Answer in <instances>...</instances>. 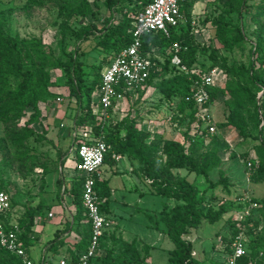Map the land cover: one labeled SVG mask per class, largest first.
<instances>
[{"label": "trees", "instance_id": "obj_1", "mask_svg": "<svg viewBox=\"0 0 264 264\" xmlns=\"http://www.w3.org/2000/svg\"><path fill=\"white\" fill-rule=\"evenodd\" d=\"M152 1L105 0L104 6L111 16L104 20L106 24L104 28L98 30L94 23H89L77 31H72L69 28L73 18L81 17L82 20H87L89 16L96 17L90 3L66 1L60 4L58 21L55 26L56 32L61 36L58 40V48L66 58V62L59 60L55 64L49 60L46 45L42 38H23L0 28V120L7 127H13L15 123L26 119L24 122V139L34 137L38 142L44 141L45 136L38 133L35 126L45 127L44 123L48 116L44 113L43 106L57 98L52 92V88L57 84L53 73L58 69L63 70L67 79L66 86L69 89L70 98L75 99L78 106L79 114L75 120L77 130L85 131L87 128H91L95 135H103L104 141L110 148L105 163L111 159L114 153L129 157L138 163L139 175L150 185L153 195L175 202L171 208L166 203L159 215L148 216L150 227L164 232L174 245L169 253L167 264H203L193 255V242L186 236L192 230L198 229L204 222L217 223L232 211V204H222L216 208L212 204L214 193L211 192L219 186L228 189L230 184L223 170L219 172L220 179L218 181H211L209 172L221 163V159L217 152H202L203 140L194 141L188 133L193 123H197L199 127L203 128L205 112L211 113L214 106L228 98L229 91L233 94L234 92L229 84L225 87L215 84L210 90L209 101L204 105L199 106L195 102H188L187 98L194 92V80L200 79L215 67L222 68L228 76L236 75L245 80V85L253 88L256 93L263 92V99H261L260 104L256 100V95H253L252 100L255 106L256 128L259 133L256 138L261 139L260 151L264 156L262 137L264 133V80L255 72V63L264 59V50L259 49L257 43L253 44L250 52L254 61H251L249 66L229 67L227 59L222 61L215 48L209 52L210 46L203 44L194 32L192 11L197 0H187L182 6V14L188 27L185 32L180 31L181 26L178 30L173 31L169 38L162 33L149 34L143 38V53L150 56L154 66L147 85L151 86L155 80L159 79L161 82L158 89L164 98L168 101L175 98L179 99L178 112L173 121L174 124L178 125V128L185 129L188 137V142L183 143L172 139L165 140L162 153L166 162L163 166H159L150 156L152 148L149 145V132L139 130L136 122H130L128 118L119 123H112V121L102 120L98 113L100 108L98 94L104 68L111 63L115 54L131 45L136 22L146 6ZM246 4V0H236L235 4L233 2L226 4L222 8L221 14L210 20L216 37L229 52H234L236 48H242L246 44L247 38L242 26L233 24L227 20V16L239 11L238 9ZM262 10L264 11V8ZM208 21L207 19L204 23ZM68 32H71L76 39L82 42L88 41L96 33L100 34L99 46L103 56L97 66H91L89 72L85 71L83 63L78 60L77 51L75 53L67 52L66 38ZM259 40L260 42L264 40L263 35L259 36ZM174 44L180 45L181 49L178 52L172 49ZM168 49L171 51V55L165 62L166 64L163 65L156 58V53L164 54ZM175 55L181 58L182 65L188 70L187 74L181 67L170 63ZM157 67H161V71L158 72ZM167 75L170 77L167 78ZM95 95L98 98L97 103L93 101ZM112 112L113 110L110 111V113ZM185 121H188L186 126H184ZM262 124L263 126L260 128ZM220 127H227V125H220ZM239 131L244 140L250 138L246 128L240 126ZM206 132L208 130L204 129L201 133L204 135ZM80 143L81 140H79ZM182 171H186L188 175L195 174L204 177L208 187L201 190L190 182L187 176L181 175ZM94 178L99 207L101 212L105 213L109 208L111 190L108 181H100L97 174ZM83 181L84 179H81L77 182L71 191L74 203L81 209L80 212L84 209ZM0 190L8 193L2 186H0ZM253 201L256 202V200ZM12 207H14L13 198ZM251 220L252 214L248 216V222ZM246 221L231 222L234 230L229 241L228 256L231 254L232 241L236 236L243 234L241 227L247 224ZM30 227L31 215L28 213V217H24L20 222V229L23 231L21 241L25 248L29 244L27 238ZM89 237L91 238V233ZM117 242L115 232H106L101 241L100 252L90 264H155L149 261L151 246L144 248L145 254L143 255L136 248L134 241L130 244V253L115 255ZM108 243H112V246H108ZM246 247L247 255L242 257L238 264H264V256L262 260H258L261 251L264 249H257L254 244L251 245L252 252H249L247 240ZM0 264L24 263L18 256L0 245ZM216 264H227V262L223 261Z\"/></svg>", "mask_w": 264, "mask_h": 264}, {"label": "rangeland", "instance_id": "obj_2", "mask_svg": "<svg viewBox=\"0 0 264 264\" xmlns=\"http://www.w3.org/2000/svg\"><path fill=\"white\" fill-rule=\"evenodd\" d=\"M66 1L88 2L96 13V17L89 16L87 20H82L81 17L73 18L69 26L72 31H77L89 23H94L98 30H101L106 25L104 20L111 16L104 6L105 0H34L33 2L31 0H0V28L23 38H42L46 45L49 60L54 64L59 60L66 62V58L58 48V40L61 36L56 32L55 26L58 21L59 5ZM246 1L247 4L238 9L240 12L236 11L227 16V20L242 26L247 38L246 44L242 48L234 49V52H229L221 44L215 35L210 20L221 14L224 5L232 2L235 4L236 0H197L192 11V24L196 36L200 38L203 44L210 46L209 52L215 48L222 61L227 59L229 67L249 66L250 62L254 61L250 52L253 44L257 43V47L264 50V40L262 42L259 40L260 35L264 37V11L262 10L264 0ZM207 19L209 21L204 23ZM187 29L185 20L180 31L185 32ZM99 42V33L91 36L88 41L82 42L76 39L71 32H68L66 38L67 52L75 53L77 51L78 60L83 63L85 71L89 72L91 66H97L103 56ZM170 55L171 51L168 49L164 54L156 53V58L165 65ZM170 63L175 65L172 60ZM214 69L217 71L214 85L225 87L229 84L234 94L229 91V99H223L212 108L211 114L217 126L214 135H210L208 132L202 135L201 132L204 129L199 127L197 123L191 124L188 134L194 141L203 140L202 152H217L221 163L211 169L209 178L212 182L218 181L220 179L219 172L223 170L228 177L230 186L228 189L219 186L212 190L211 192L214 193L212 204L216 208L222 204H232V211L226 214L221 221L214 224L204 222L198 229L189 233V239L194 245L195 257L201 260L203 264L227 262L229 241L234 230L231 222L238 220H247V224L241 228L242 235L249 245V252H252L251 245L254 244L257 249H264V156L260 151L261 139L256 138L259 133L256 128L255 106L252 100L253 95H256V100L260 104L261 99H263V92L256 93L253 88L245 85V80L236 75L228 76L220 67ZM157 71H161V67H157ZM184 72L188 73L187 71ZM255 72L264 80V59L255 63ZM53 76L57 83L52 88L54 96L57 97L54 101H58L59 98L62 99L61 102L58 101L57 105V111H62L59 116L61 117L64 111L65 114L73 111L76 112V115L78 106L76 100L73 101L70 98L69 89L66 86L67 79L63 70H55ZM169 77L170 75H167V78ZM160 82L159 79L155 80L153 85L148 86L131 100H127L113 115L112 123H119L128 118L130 122H136L139 130L149 132V145L152 148L150 156L159 166H163L166 162L162 153L163 142L167 139L176 140L177 138L183 143L188 142V137L185 129L177 128L178 130H176L174 126L173 118L178 112L179 99L175 98L171 101L165 99L158 89ZM97 100V95H95L93 101L97 103ZM54 101L43 106L44 113L48 116L44 125H49V113L53 108ZM67 119L68 115H64L63 122ZM25 121L26 119L15 123L13 127H7L0 120V186L12 196L14 210L19 212L22 219L28 217V213L31 215V211L36 208L37 203L45 205L50 196H52L53 201H60V196L56 192L60 190L64 179L63 172L60 171L62 166L63 170L65 168L62 157L66 153L65 151L71 148L70 139L67 143L56 145L53 142L54 135L46 136V129H44L46 126L44 128L35 126L37 132L45 136L44 141L38 142L34 137L24 139ZM59 121V118L55 120L53 118L50 121V126H58ZM187 122L185 121L184 126ZM220 125H227V127L222 128ZM240 126L246 128L250 136L249 139L244 140L242 138L239 131ZM262 126L263 124L260 128ZM262 137L264 140V133ZM74 152H72L73 156ZM127 160L126 157L125 162ZM69 164L74 168L76 160L70 159ZM180 174L187 176L188 180L201 190L208 187L204 177L195 174L188 175L186 171H182ZM119 181L120 178H114L113 184L116 185ZM55 183H57V191L51 193L49 191L51 184L55 185ZM120 198L126 199L129 203V209L139 207L145 211L146 208L159 211L164 206L163 202L166 201L151 194L146 195L143 200L139 199L135 193L120 195ZM249 199L256 200L259 207L251 211L252 220L248 222V217H245L242 212L249 207ZM167 204L171 208L175 202L170 201ZM125 229L126 236L123 234L124 231H120L119 228L115 232L118 241L115 255L130 253L129 247L134 241L136 248L144 255L146 238L148 237L153 241L157 236L155 231L146 227V217L143 215H136L134 221L127 223ZM157 243L155 245L158 247L152 250L151 261L150 259L149 261L155 264H167L168 249L173 248V244L168 238L165 243L161 241ZM108 246L111 247L112 243H108ZM263 256L264 250L261 251L258 260H262Z\"/></svg>", "mask_w": 264, "mask_h": 264}, {"label": "built area", "instance_id": "obj_3", "mask_svg": "<svg viewBox=\"0 0 264 264\" xmlns=\"http://www.w3.org/2000/svg\"><path fill=\"white\" fill-rule=\"evenodd\" d=\"M187 0H153L146 6L139 16L133 30V41L130 46L122 49L114 55L111 63L105 68L102 75V83L99 89L100 118L108 121L110 111L115 105L123 101L129 94H137L144 91L148 85L151 71L154 66L149 55L143 53V38L149 34L162 33L169 38L173 31L178 30L185 21L182 14V6ZM178 52L181 47L174 44L172 48ZM176 66L184 71L187 68L182 65L178 55L172 59ZM217 71L209 70L200 79L194 80V92L187 98L188 102H195L201 106L210 99V90L214 85ZM59 102L62 99H58ZM203 129H207L210 135L216 133V125L210 112L203 116ZM178 128L177 124H174ZM81 143L78 145L79 170L83 176V207L85 208L90 224L91 238L88 248L77 260L62 259L57 264H90L101 249V241L106 232H109L114 222L103 215L98 203V195L95 189L98 174L105 164V158L110 150L104 141L103 135H95L91 130L80 134ZM113 159L119 156L112 154ZM249 207L242 212L245 217L250 216L251 211L259 207L258 203L248 200ZM12 208V196L0 190V245L18 256L24 264H36L31 259L28 251L21 241V229L18 225L7 226L2 217ZM52 217V215H50ZM231 254L227 258V264H238V261L247 255L246 239L238 235L231 243ZM38 264H48L40 262Z\"/></svg>", "mask_w": 264, "mask_h": 264}, {"label": "crops", "instance_id": "obj_4", "mask_svg": "<svg viewBox=\"0 0 264 264\" xmlns=\"http://www.w3.org/2000/svg\"><path fill=\"white\" fill-rule=\"evenodd\" d=\"M141 92L137 94H129L123 101L117 103L112 109L113 112L110 113L108 122L112 121L113 115L116 114V111L119 110V108L124 105L127 100H131ZM58 103V101H54L52 104L53 108L49 113V125L45 124L46 136L49 137L50 134L54 135L53 142L56 145L59 143H67L68 139H70L71 148L66 151L64 149L66 153L63 154L62 161L65 164V168L64 170L63 166L60 168V171L63 172L64 179L60 190L57 191V183H55V185L51 184V188L49 190L51 193L57 191L56 193L60 196V201H53L52 196H50L48 197L45 205L37 203L36 208L31 211V227L29 229V237L27 238L29 244L26 250L36 264L40 262L57 264L62 259H78L79 256L88 248L89 236L91 233V224L85 212V208L83 207V211L80 212L81 209L74 203V197L71 195V191L75 188V184L83 179L79 170L80 162L77 154V148L79 140H81L80 134L84 131L77 130L75 125L76 116L79 114V111L76 115V112L70 111L69 114H65L66 112L64 111L63 115L60 117L59 115L62 114V111H57ZM64 115H68V119L65 122H63ZM53 118L54 120L59 118L60 121L58 126H50V121ZM86 130H91V128H87ZM176 130L178 129L176 128ZM176 140L177 142H180L177 138ZM72 152L75 153L74 156L72 155ZM118 156L119 158L117 160L111 157V159L103 165L97 174L100 181H108V186L111 190L109 208L107 212L103 213V215L114 222V226L109 232H116L117 228H119L120 231H124L123 234L125 236V226H127V223L133 222L136 215H143L146 217V227L157 233V239L155 237L156 240L154 239L151 241L148 237L146 238V246H151L149 249L151 261V252L153 249L158 247L155 243L160 241L165 243L168 237L165 233L150 227L148 216H153L155 214L159 215V213L164 209L165 204L170 203V201H164V206L159 211H153L147 208L145 211L139 207L129 209V203H127L126 199L122 200L120 195L122 196L127 193H135L139 199L143 200L146 195L153 194L151 192L150 185L139 175L138 163L127 156ZM126 157L128 160L125 162ZM72 158L76 160L74 168H72L69 164V160ZM119 164H121V166H119ZM50 176L53 177V175ZM114 178H120L119 183L116 185L113 184ZM50 215H52V217H50ZM2 219L7 226L18 225L20 227L22 216H20L19 212L14 210V207H12L11 210L2 217ZM22 233L23 231L21 230V235ZM134 237L137 236L134 235ZM186 238L189 239V235L186 236ZM173 248H169L168 252L170 253ZM195 255L196 254L194 252V256Z\"/></svg>", "mask_w": 264, "mask_h": 264}]
</instances>
